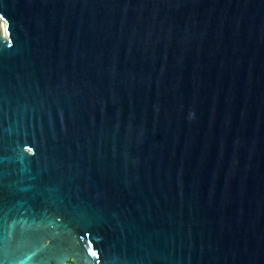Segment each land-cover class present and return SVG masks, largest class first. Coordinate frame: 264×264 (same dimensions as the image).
Instances as JSON below:
<instances>
[{
    "label": "water",
    "instance_id": "water-1",
    "mask_svg": "<svg viewBox=\"0 0 264 264\" xmlns=\"http://www.w3.org/2000/svg\"><path fill=\"white\" fill-rule=\"evenodd\" d=\"M0 17V264H264V0Z\"/></svg>",
    "mask_w": 264,
    "mask_h": 264
},
{
    "label": "bare ground",
    "instance_id": "bare-ground-1",
    "mask_svg": "<svg viewBox=\"0 0 264 264\" xmlns=\"http://www.w3.org/2000/svg\"><path fill=\"white\" fill-rule=\"evenodd\" d=\"M4 31H5V23L0 17V32H1V34H4Z\"/></svg>",
    "mask_w": 264,
    "mask_h": 264
},
{
    "label": "rangeland",
    "instance_id": "rangeland-1",
    "mask_svg": "<svg viewBox=\"0 0 264 264\" xmlns=\"http://www.w3.org/2000/svg\"><path fill=\"white\" fill-rule=\"evenodd\" d=\"M1 33V32H0Z\"/></svg>",
    "mask_w": 264,
    "mask_h": 264
}]
</instances>
